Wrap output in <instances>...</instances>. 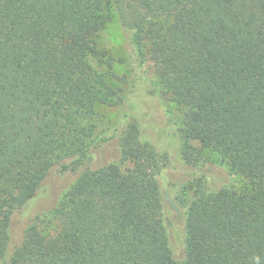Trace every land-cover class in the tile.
Returning a JSON list of instances; mask_svg holds the SVG:
<instances>
[{"label": "trees", "instance_id": "1", "mask_svg": "<svg viewBox=\"0 0 264 264\" xmlns=\"http://www.w3.org/2000/svg\"><path fill=\"white\" fill-rule=\"evenodd\" d=\"M115 26L131 84L179 110L178 205L122 89L90 63L112 70ZM111 105L122 118L104 131ZM215 163L239 183L219 185ZM53 173L76 175L6 264H264V0H0V261L12 214Z\"/></svg>", "mask_w": 264, "mask_h": 264}, {"label": "rangeland", "instance_id": "2", "mask_svg": "<svg viewBox=\"0 0 264 264\" xmlns=\"http://www.w3.org/2000/svg\"><path fill=\"white\" fill-rule=\"evenodd\" d=\"M102 43L113 51L115 56L114 67L106 71L105 64L98 58L90 57V63L100 72H108L109 82L122 89V105L127 111V121L141 125V137L144 142L151 145L158 157L164 163L157 179L162 190L176 203V197L182 192L183 171L179 173L187 161L182 153L184 139L180 135L181 118L175 103L159 87L152 88L145 80H137L131 84L129 67L127 64L125 33L117 26L111 27L102 35ZM131 49V48H130ZM129 49V50H130ZM146 80L153 79V71L148 62L140 66ZM125 102V103H124ZM101 129L107 131L120 124L122 110L120 105L101 106ZM192 147H199L196 141H189ZM204 154V152H203ZM207 156H213L205 151ZM217 167L215 176L219 185L232 183L237 185L238 179L228 178L226 165L214 164ZM215 167V168H216ZM76 173L59 175L53 173L45 182L41 193L36 199L16 210L11 216L9 227L10 242L6 258L0 264H6L12 250L20 243L24 229L31 223L36 212L46 210L54 204V201L75 177ZM208 175V172H207ZM208 177L211 178L210 175ZM209 179V178H208ZM182 182V183H181ZM178 205V203H176ZM179 221V220H178Z\"/></svg>", "mask_w": 264, "mask_h": 264}]
</instances>
